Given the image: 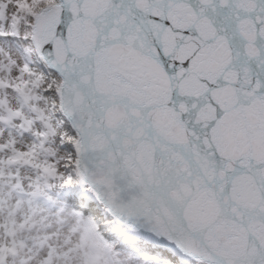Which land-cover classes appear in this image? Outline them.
<instances>
[{"label":"snow or ice","instance_id":"6c2138e0","mask_svg":"<svg viewBox=\"0 0 264 264\" xmlns=\"http://www.w3.org/2000/svg\"><path fill=\"white\" fill-rule=\"evenodd\" d=\"M0 264H264V0H0Z\"/></svg>","mask_w":264,"mask_h":264}]
</instances>
